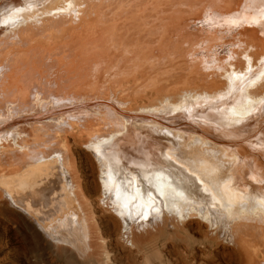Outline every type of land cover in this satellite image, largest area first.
Returning a JSON list of instances; mask_svg holds the SVG:
<instances>
[{
    "label": "bare ground",
    "instance_id": "1",
    "mask_svg": "<svg viewBox=\"0 0 264 264\" xmlns=\"http://www.w3.org/2000/svg\"><path fill=\"white\" fill-rule=\"evenodd\" d=\"M61 19L70 23L60 32L50 30L47 40L0 55V121L7 116L0 123V171L24 166L12 177H0L2 213L16 217L8 209L12 205L35 219L37 235L66 264H113L132 251L143 253L147 264L161 258L165 264H189L195 255L180 250L187 241L178 236L196 244L190 232L202 227L209 232L204 244L192 247L195 252L224 241L242 249L243 264H264V92L257 93L264 87V0H0V30L13 39ZM249 45L260 54L247 52ZM168 46L197 73L214 74L228 65L224 89L211 90L216 80L203 88L196 79L166 90L163 100L136 107L113 94L89 97L75 90L98 84L93 72L109 68L106 77L112 78L126 64L155 69L152 81L164 76L165 65L151 64ZM38 49L45 54L27 64L21 59ZM143 92H133L129 102ZM15 110L24 113L12 117ZM73 129L97 159V181L88 177L80 183L73 173L66 137ZM53 132L58 142L49 143ZM82 165L77 162L75 173ZM52 167L60 173L59 203L70 206L77 222L64 217L49 226L40 220V201L52 196L45 192ZM37 171L44 175L34 183L41 189H30L35 201L19 208L16 202L24 201V193H16L24 190L19 184ZM82 186L100 190L95 203L103 209ZM175 222L184 230L169 243L177 255L172 260L162 253L169 239L159 242L158 235L176 232ZM119 229L124 243L105 242ZM111 251L118 252L110 256ZM2 255L0 264H14Z\"/></svg>",
    "mask_w": 264,
    "mask_h": 264
},
{
    "label": "rangeland",
    "instance_id": "2",
    "mask_svg": "<svg viewBox=\"0 0 264 264\" xmlns=\"http://www.w3.org/2000/svg\"><path fill=\"white\" fill-rule=\"evenodd\" d=\"M70 23L67 19H61L58 22H55L54 24L47 25L46 28L40 29L38 32H34L31 35H22L19 34V36H16L13 39V34L11 33H5L0 30V55L4 54L5 52L11 50L13 47L17 48V50L25 49L27 48L30 43L33 40H47L48 39V33L50 30H54L56 32H60L63 27L68 25ZM132 44V41H128V44ZM169 52L161 55L160 57H155L152 60H156L154 64H151V66L156 65H165L168 72L164 76H159L155 80H151L152 76L155 73V69H150L149 66H145L142 69L137 70L133 65L126 64L120 70L117 72V74L112 77L108 78L106 76L109 75V68H102L99 72H93L92 78L94 80H98V84L95 86L84 89L85 87L81 86H75V90L78 91V93L88 94L89 97H102V98H109L112 96V94L123 101H127L130 105L129 107H136L137 102H142L147 104V102L158 100V99H165L163 98L165 95H167L166 90L168 89H179L182 86H184L187 83H190L191 85H194V82L196 79H201L202 83L200 84L201 87H205L209 82L212 80H216V87L215 89H211L213 91H218L220 89H224L225 83H226V72L224 70L228 68V65H224L223 70H218L214 74H208L205 72H199L197 73L195 70H191L188 65H186L182 60L178 59L176 56H174L175 51L173 50L172 46H168ZM72 49H69L66 51V53L71 55ZM247 52H250L251 54H254L255 56H258L260 54V51L258 49H255L251 47L250 45L247 47ZM245 53V52H244ZM37 54H45L42 49H38L34 51L33 53H26L21 57V59L27 64L30 61V58H32L34 55ZM54 55L60 56V53H55ZM151 57V55H149ZM240 61L244 63V60L240 58ZM22 71L25 74H30L31 70L30 68H26L25 70L22 69ZM64 71V70H62ZM34 75H36V71H34ZM16 74H13L12 80L15 78ZM156 84L155 87H151L153 84ZM142 91L145 90V92L141 93L139 96H136L134 99L135 102L131 104L129 102L130 95L135 91ZM264 92V87L261 88L257 93ZM58 97H63L62 95ZM157 97V99H155ZM158 103V102H157ZM24 112H20L18 110H15V112H12V117L21 116ZM7 119L6 115H2L1 122H4ZM94 125H97V122H93ZM76 129L73 130H67L66 137L69 142V149L72 160L74 159V168L76 171L77 162L81 161L82 169L80 168L79 173H74L75 177L78 178L80 183L82 182V178H84V181L88 177H93L95 181L98 180L99 173V166L97 164L96 157L91 153V151L88 149L86 145V141L79 140L75 132ZM7 134H4L6 136ZM86 139V138H85ZM58 142V137L53 132L52 138L50 139L49 143H56ZM84 155L85 157L80 159V156ZM52 158H49L47 162L49 163L52 161ZM87 163L91 165L93 168V172L88 174L87 171ZM48 166V165H47ZM47 166H43L42 170L46 169ZM51 168V165L47 167L49 170ZM24 169V166L18 169H11L5 172V174H2L0 171V177H12L16 175L17 173H20ZM53 173L50 174V176L46 175L47 178V187L45 188V192L52 195L48 199L41 202V206L38 208L43 211V215H40V220L43 222H46L49 226H57L59 224V220L61 218H69L73 222H77V214L74 213L70 209V206L65 204L64 202L59 203V194H60V173H56V170L52 167ZM37 171L33 174H30V176L25 180L22 181L21 184H19V189L24 187L23 191H16L17 196H22L24 193V201L20 202L17 201L16 204H18L19 208H22L23 204L26 202H34L35 199L32 198L30 189L32 188H39L34 185L36 182L35 180L39 176V172ZM92 175V176H91ZM81 176V177H79ZM45 181V179H43ZM88 180V184H89ZM49 182V183H48ZM95 184V183H94ZM93 184V185H94ZM3 184H0V200L4 201L3 198ZM92 187V186H91ZM83 188V186H82ZM36 189V190H37ZM41 189V188H39ZM91 191L89 193V191ZM84 194L87 196V198L93 199L94 206L102 208L97 202L95 203V200L98 199L97 194L100 193V190L98 189H88L83 188ZM89 198V199H90ZM86 201V200H85ZM90 201V200H89ZM50 203L53 207L50 208ZM87 203V201H86ZM86 207V206H85ZM8 209H11L12 212H15L16 217H14L11 213L10 214H3L2 213V205L0 204V259L3 257L2 254H8L10 258L8 259L9 262L14 260V264H66V258L64 257H57L49 252L47 249V244L45 239L37 235L38 230L34 227V220L35 219H29L27 216H24L23 214L19 215L20 210L12 205L8 206ZM50 209V210H48ZM103 209V208H102ZM104 211V210H102ZM113 219L116 221L114 213L110 211L109 209L106 211ZM46 214H51L52 216L49 217ZM101 213L96 211L95 216L99 220L100 225L103 226L104 223L101 222V220L98 218V216ZM45 218V220L43 219ZM198 227V225H197ZM184 229H181V227L175 222V228L174 231L171 232V234L168 235V237L165 235L164 232H161L158 235V241L161 242L165 238H168V247L166 249H160L162 250V253L165 257H168V254L170 255V259L174 260L176 258V254L173 251V248L170 246L169 243L176 239L177 235L179 234V231H183ZM209 227H202L201 229H196V233L190 232V234L194 235L193 240L196 242V244L191 243V240L183 235L178 236L182 237V240L187 241L184 248H181L180 250L184 253L189 252V249L191 252L195 255L194 260L192 262H189V264H243L242 262V256H241V248L230 247L227 245L224 241L222 243H219L218 246L209 247L206 248L203 251L195 252V250L192 249V247H197L198 243L202 242V244L205 243L207 233L209 232ZM39 234V233H38ZM122 234V230L119 229L117 234L113 236H105V242H109L112 239L118 240L120 243L122 242L121 238H119V235ZM101 240L97 238V245H101ZM189 243V246H188ZM173 246L176 245L175 242L172 244ZM202 246V245H200ZM221 246V248H217ZM100 249V247H99ZM168 251H171L168 253ZM16 254V258L13 257V255ZM118 252V251H115ZM114 251L110 252V256H114L116 254ZM143 253H137L136 251L128 252L125 254L120 255L119 261L114 262L113 264H147L143 258ZM192 256V255H191ZM5 264V263H2ZM154 264H165V261L163 258L160 260L155 261Z\"/></svg>",
    "mask_w": 264,
    "mask_h": 264
}]
</instances>
